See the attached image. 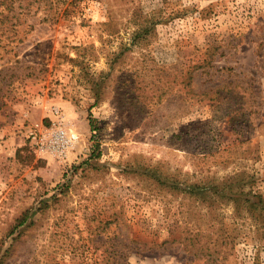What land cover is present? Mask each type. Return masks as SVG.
<instances>
[{
    "label": "rangeland",
    "instance_id": "rangeland-1",
    "mask_svg": "<svg viewBox=\"0 0 264 264\" xmlns=\"http://www.w3.org/2000/svg\"><path fill=\"white\" fill-rule=\"evenodd\" d=\"M244 170L264 194V0H0V264H217L172 187Z\"/></svg>",
    "mask_w": 264,
    "mask_h": 264
},
{
    "label": "trees",
    "instance_id": "trees-1",
    "mask_svg": "<svg viewBox=\"0 0 264 264\" xmlns=\"http://www.w3.org/2000/svg\"><path fill=\"white\" fill-rule=\"evenodd\" d=\"M146 31H136L134 37L142 38ZM113 65L109 61V71H112ZM108 75V73H107ZM91 91L97 98L101 93L104 81H100L93 76L89 79ZM91 129L96 130L92 121V114L89 113ZM165 180H167L165 178ZM258 181V175L251 171L235 172L223 177H205L201 176L194 183H186L172 187L176 194H182L186 198H193L198 206L197 215L199 220L209 216L214 223L217 236L214 239V247L207 243L200 246L198 252H206L209 261L213 260L218 264L219 255L226 253L227 248H233L236 240L243 234L248 225L255 226L257 232L264 229V194L253 189ZM174 188V189H173ZM177 190V191H176ZM231 207L233 215L237 219L232 227H228L224 219L225 210ZM27 217L21 221V225L27 221ZM241 219V221H238ZM199 235V233L197 234ZM201 235V234H200ZM190 247L195 248L202 241L198 237L189 239ZM206 250V251H205Z\"/></svg>",
    "mask_w": 264,
    "mask_h": 264
},
{
    "label": "built area",
    "instance_id": "built-area-1",
    "mask_svg": "<svg viewBox=\"0 0 264 264\" xmlns=\"http://www.w3.org/2000/svg\"><path fill=\"white\" fill-rule=\"evenodd\" d=\"M56 111L58 112V110H56ZM31 134H32L33 139L37 140L38 143H41L42 145L45 144V142L47 140L45 135L38 137V135L35 133H31ZM65 134H66L65 131L62 129L54 132L53 137L51 139V144L49 145V148L54 149V151H63L64 152V149L66 148V145H67V138H66Z\"/></svg>",
    "mask_w": 264,
    "mask_h": 264
}]
</instances>
